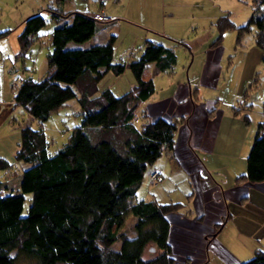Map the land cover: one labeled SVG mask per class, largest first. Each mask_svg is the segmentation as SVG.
Returning a JSON list of instances; mask_svg holds the SVG:
<instances>
[{
  "label": "trees",
  "instance_id": "1",
  "mask_svg": "<svg viewBox=\"0 0 264 264\" xmlns=\"http://www.w3.org/2000/svg\"><path fill=\"white\" fill-rule=\"evenodd\" d=\"M252 3V13L239 26L229 13L216 18L218 35L211 46L221 43L226 28H237L239 40L240 34L253 25L255 43L264 49V0ZM92 12L49 5L25 17L17 34L22 52L45 24L47 15L56 22L46 72L40 78L28 76L20 80L13 97L15 105L24 107L41 125L53 111L76 96L82 119L55 153L48 151L42 127L35 128L29 122L20 125L14 154V159L22 164L19 188L0 193V264H15L18 255L31 258L33 264H179V253L170 242V215L184 204L137 197L148 164L163 151L173 158L179 120L158 115L141 128L135 124L140 102L155 91L153 75L170 69L176 54L156 39L147 38L137 58L115 61L114 34L105 42L67 46L69 40L83 42L95 33L103 21L94 19ZM8 31H0V36ZM127 67L135 79L129 90L119 95L108 87L98 91V82L107 72L118 75ZM194 98L198 99L196 89ZM247 98L245 92L234 113L239 112L238 107L252 104ZM244 120L248 121L247 114ZM11 164L0 156V169ZM163 178L162 173L161 179L151 180ZM235 179L264 181V120L256 124L246 168ZM26 192L31 193V198L23 213ZM128 215L134 218L127 227ZM226 219L224 216L216 229ZM117 241L119 247L114 246ZM151 247L153 255L145 257ZM186 257L182 261L191 264L190 256ZM235 262L264 264V249L256 248L249 259Z\"/></svg>",
  "mask_w": 264,
  "mask_h": 264
},
{
  "label": "rangeland",
  "instance_id": "2",
  "mask_svg": "<svg viewBox=\"0 0 264 264\" xmlns=\"http://www.w3.org/2000/svg\"><path fill=\"white\" fill-rule=\"evenodd\" d=\"M106 2L108 3L105 6L113 5L115 13L124 15V18L119 15L121 30L118 25L112 28L113 31L120 30V34H115L117 36L113 44L115 61H129L140 55V47L149 37L147 35L151 34L144 30L145 27L140 24V21L147 23L152 32L160 31L159 28L164 25L161 18L164 14L163 9L167 12L170 9L173 11L176 9L174 16L166 17V27L173 34L162 37L165 43H168V46L174 50L176 62L170 69L153 75L155 91L150 99L159 100L157 105L163 109L161 114H169L172 106L175 108L176 95H179L185 88L184 84L191 83L192 91L197 88V94L202 99L207 100L210 97L215 99L217 95L222 97L219 99V108L223 111V126L219 133V141L228 142L233 135H240V141L248 135L249 140L251 138L252 141L256 130L254 126L256 127V121L260 120H256L257 110L261 112V120H264V49L255 43L253 25L251 29L240 34L239 40L237 28L228 27L223 31L219 44L223 46V50L222 53L220 52L219 64L216 66V80L212 84H209L207 80H202L208 56L207 49L218 35L215 24L217 17L211 20L210 14L217 7L224 13H229V18L236 26H239L249 18L253 11L255 5L252 0H108ZM87 3L97 4L95 0H63L61 2L57 0H0V31L9 29L7 33L0 36V99H11L22 78L28 76L40 78L47 69V52L52 47L51 32L56 22L50 15H47L45 24L33 34L28 48L20 52L16 37L25 17L49 5L63 7V9L82 10L86 9ZM124 3L126 6L123 7ZM261 14H264V10H261ZM108 29L102 27L94 35V39H101L108 33ZM113 31L109 32V35ZM211 33H214L212 37ZM156 34L152 33L157 38ZM91 40L83 42L69 40L67 46H88L92 43ZM184 43H187L189 47H186ZM252 82V86L248 87ZM134 83V76L127 67L118 75L107 72L98 82V91L108 87L114 94L119 95L129 90ZM73 87L77 92L76 86ZM245 92L252 104L247 109H242L241 114H235V109L230 103L235 101L234 105H236V100ZM142 109L139 107L136 111L138 120L135 124L138 128L149 121L146 120ZM11 111L10 115L2 117L0 121V153L2 154H8L10 147H14L20 134V125L26 122L35 128H43L48 140V151L55 153L68 139L72 127L79 124L82 119L80 104L76 96L69 98L65 104L53 111L41 125L21 105H16ZM247 113L249 122L244 121V115ZM230 116L235 118L234 123ZM246 128H248V133H246ZM178 134L180 136V129L176 135ZM13 153L9 154L11 158ZM165 158L166 154L163 151L152 164H148L139 186H142L151 168L161 165L160 162H163ZM182 158L186 163L187 158L185 156ZM168 164L171 165L173 162L168 161ZM25 198L23 213L27 210L31 193L26 192ZM185 209L186 207L183 210ZM228 210L232 216L221 226L217 233L218 243L215 247L208 248L206 260L200 264H235L234 257L221 248L220 244L239 260L249 259L256 248L264 249V190L253 192L252 198L242 205L229 204ZM133 218L132 215H128L125 226L128 227ZM177 226L178 224L173 222L172 230H175ZM185 235L191 237V243L192 238H194L193 243L198 241L193 232L185 233ZM119 245L120 242L117 241L114 246L119 247ZM177 245L182 248V253L177 256L179 264H187L181 258H187L188 243L179 242ZM145 252L146 256L154 253L153 249ZM15 264H33V260L24 255H18Z\"/></svg>",
  "mask_w": 264,
  "mask_h": 264
},
{
  "label": "crops",
  "instance_id": "3",
  "mask_svg": "<svg viewBox=\"0 0 264 264\" xmlns=\"http://www.w3.org/2000/svg\"><path fill=\"white\" fill-rule=\"evenodd\" d=\"M95 1L99 4L87 3L85 5L86 9L82 10L89 12L102 10L110 19L103 21L102 24H100L101 26H98L95 33L86 40L90 41V39H92L91 44L105 42L113 33L114 35L117 33L120 34L121 22H119V15H122L121 17L124 18L123 14L114 12L113 5L105 6L108 2H104V4L101 5V2L98 0ZM124 6H126L125 3L123 7ZM175 11L176 9L174 11L170 9L167 12L166 9H163L164 14L161 18L164 25L159 28L160 31H153L157 33V38L152 35L153 32L151 27L147 25V23L140 21V24L145 27L144 30L151 33L147 35L149 36L148 38L156 39L165 46H168V43H165L163 38H165L166 35L171 36L173 33L168 31V27H166V17L168 15L174 16L176 14ZM220 11L221 9L216 7L210 14L212 16L211 20L218 17L219 14L221 15L224 13ZM117 25L120 30L116 31L114 29L115 31H113L112 28ZM102 27L109 28L108 33L103 35L101 39L95 40L94 35H96L97 31ZM112 31L113 33L109 35V32ZM213 35L214 33H211V37ZM168 47L172 48L171 46ZM142 49L143 45L140 47V52ZM222 50L223 46L221 47L220 45L209 46L207 49L208 56L206 57V67L204 68L202 80H207L209 84H212L214 80H216V66L219 64L218 60ZM152 66L151 64L149 68L152 69ZM184 87L185 88H183L179 95H176L177 99H174V103H176L175 108L172 106V110L169 114H161L163 109L157 105V101L159 100L155 98L150 99L151 96L142 100L138 106V108H143L142 110L145 112L146 120H151L158 115H164L172 119H178L179 124L175 133L173 158H169L166 155L165 160L160 162L161 165H156L150 170V172L154 170L160 171L163 173L164 178L160 181L153 182L149 172L142 186H139L137 189V197L155 199L158 202L179 201L184 204V207L180 211L170 215L172 226L173 222L178 224L175 230H171L170 242L173 245L174 251L179 254L182 253V248L177 244H179V242L188 243L187 256H190L192 259L191 264H198L200 261L206 260L208 248L215 247L216 243H218L217 233L220 231L221 227L216 229L217 223L221 222L224 216H227L224 222L225 224L229 217L232 216L228 210V205H242L246 203L247 200L252 198L253 192L264 190V181L251 183L246 180L237 181L235 179L236 176L244 172L246 168V157L252 141L251 138L249 140L248 135L241 141L240 135H233L228 142L219 141V133L223 126V111L219 108V99L222 97L217 95L215 99L210 97L206 100L198 95V99H193L191 83L184 84ZM194 89L198 91L197 88ZM13 97L6 100L4 98L0 99V121L2 117L10 115V112H12L11 110L16 106ZM240 98L241 96L239 99ZM239 99L236 100V105H234L235 101L231 102L230 105L233 107L239 106ZM245 108L247 109L248 106L238 107L237 109H239V112L235 114H241V110ZM257 113L258 117H256V120H261V112L257 110ZM247 115L248 121L246 122H249V114L247 113ZM230 119L234 123L235 118L230 116ZM227 127L230 128L228 125ZM179 129L181 137L179 134L178 136L176 135ZM255 129L256 127L254 126V130ZM248 132V128H246V133ZM19 140L20 134L14 147H10V152L8 154L0 153V156L12 162L9 168L0 169V193H8L19 188L22 164L14 159ZM12 152L14 153L11 158L9 154H12ZM183 156L187 158L186 163L185 159L182 158ZM168 161L173 162V164L169 165ZM185 207L186 209L183 210ZM187 213H189V215ZM192 214H194V216H192ZM199 215L203 217L198 218ZM190 232H193L197 236V242L193 243L194 238H192L191 243V237L185 235V233L189 234ZM220 246L234 257L233 262L239 260L225 246L222 244H220ZM145 257L148 256L145 255Z\"/></svg>",
  "mask_w": 264,
  "mask_h": 264
},
{
  "label": "built area",
  "instance_id": "4",
  "mask_svg": "<svg viewBox=\"0 0 264 264\" xmlns=\"http://www.w3.org/2000/svg\"><path fill=\"white\" fill-rule=\"evenodd\" d=\"M99 2H106L107 0H98ZM92 17L96 20H99V21H107L110 19V17L105 13L103 12L102 10H96V11H93L91 13ZM151 177L154 178V179H161L162 178V173L159 172V171H153L151 173Z\"/></svg>",
  "mask_w": 264,
  "mask_h": 264
},
{
  "label": "water",
  "instance_id": "5",
  "mask_svg": "<svg viewBox=\"0 0 264 264\" xmlns=\"http://www.w3.org/2000/svg\"><path fill=\"white\" fill-rule=\"evenodd\" d=\"M151 249H153V247H151Z\"/></svg>",
  "mask_w": 264,
  "mask_h": 264
}]
</instances>
